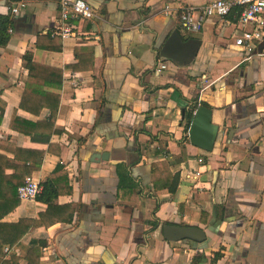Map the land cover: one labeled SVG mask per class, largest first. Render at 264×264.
I'll list each match as a JSON object with an SVG mask.
<instances>
[{"label":"crops","instance_id":"1","mask_svg":"<svg viewBox=\"0 0 264 264\" xmlns=\"http://www.w3.org/2000/svg\"><path fill=\"white\" fill-rule=\"evenodd\" d=\"M86 1L95 11L93 20L64 22L52 1L0 0V16L12 22L10 41L0 47V141L48 150L10 124L14 114L33 123L50 114L20 109L28 76L24 55L62 69V87H45L61 97L55 127L63 133L51 138L60 154L47 153L31 176L42 183L62 164L72 193L57 203L75 209L71 224L30 229L4 249L5 260L15 255L18 264H28V250L42 241L39 264H212L221 249L216 264H264V41L255 42L250 57L236 45L254 25L241 27L236 15L210 18L199 32L197 57L182 67L159 51L173 32L190 39L182 28V8L214 0ZM20 2L26 7L13 15ZM166 5L174 14L163 13ZM65 25L75 35L64 40L59 32ZM46 35L59 38L62 50L37 48V38ZM77 49L85 53L83 72L71 68L79 62ZM160 61L167 70L158 73ZM195 100L208 104L224 131L210 154L194 147L185 130L182 111ZM102 152L110 153L109 161H91ZM0 154L15 158L5 149ZM155 163L167 164L158 191ZM120 172L129 173L136 188L121 187ZM171 179L177 181L175 193ZM46 209L37 200L21 201L4 222L35 219ZM155 220L159 225L152 231L149 223ZM166 224L199 227L207 241L167 242ZM197 257L204 259L195 263Z\"/></svg>","mask_w":264,"mask_h":264},{"label":"trees","instance_id":"2","mask_svg":"<svg viewBox=\"0 0 264 264\" xmlns=\"http://www.w3.org/2000/svg\"><path fill=\"white\" fill-rule=\"evenodd\" d=\"M232 15L239 16V13L234 12ZM11 25L10 18L0 16V47L8 45L10 41L8 31ZM42 41L47 43V45L44 46ZM36 46L41 49L46 48L45 50L48 51L62 50L61 40L56 37L51 38L49 35L39 36ZM75 54L79 58V62L71 68L74 71L83 72L85 68V53L81 49H77ZM88 57H91V60H93L92 54H89ZM24 61L28 70V76L21 97L20 109L35 115H40L43 110L48 109L50 114L47 120L36 123L22 119L14 114L10 126L20 133L29 136L35 143L48 144V150L19 149L9 145L8 142L0 141L1 149L8 150L15 155L14 160H11L0 154V264H18L21 262V259L15 255H11L9 260H5L4 249L16 246L30 229L41 227L48 229L58 223L71 224L75 215V209L72 205H59L57 203L60 196L72 193V188L69 185V173L62 164H58L48 178L41 183L42 191L37 197V201L47 205L46 211L40 213L35 219L24 218L20 219L17 223L4 222V219L20 206L21 201L18 196V188L24 184L26 178L34 172L39 171L42 159L47 153L60 154L59 150H55L58 146L51 142V138L54 135H61L63 133L62 130L55 127L61 97L58 94L45 91V87H62L63 70L34 62L30 53L24 55ZM190 104H196L197 107L204 106L210 108L207 103L200 102L199 100L192 101ZM3 112L4 109L1 108L0 119ZM191 121L192 112L188 111L185 119L186 132H189ZM18 161L22 162V164H17L16 162ZM166 167V163H155L153 165L152 174L157 191L164 188L160 181L165 177ZM10 169L14 171L13 174L6 173ZM119 178L121 187L132 190L136 188L129 173L120 172ZM176 188L177 181L173 179L169 190L171 193H175ZM158 209L159 207L157 206L154 215ZM149 224L152 226V231L156 230L159 225L156 220ZM45 245L46 242L41 241L28 250V254L25 257L28 264H39L40 255L38 251L40 247H45ZM222 251L223 249L215 254L212 264H216L223 257ZM203 259L204 257H197L194 262L196 263Z\"/></svg>","mask_w":264,"mask_h":264},{"label":"built area","instance_id":"3","mask_svg":"<svg viewBox=\"0 0 264 264\" xmlns=\"http://www.w3.org/2000/svg\"><path fill=\"white\" fill-rule=\"evenodd\" d=\"M56 3L61 11L64 22L71 20L89 21L96 17L95 11L86 0H49ZM26 4L20 2L12 9V14L17 15ZM238 12V24L241 27L254 25L251 31H245L236 39V45L242 49V52L251 56L255 50V42L264 41V0H214L202 7H185L180 11V20L182 28L190 34L199 33L203 30L207 20L213 17L227 18L232 13ZM165 15H172L174 11L170 5H166L163 9ZM12 33V30L9 31ZM74 34L72 27L65 25L60 30L59 36L62 39L72 37ZM157 72L161 73L167 70V63L160 61ZM199 163L203 164L204 160L199 159ZM199 173L193 176L197 179ZM186 179H190L191 175H187ZM41 181L33 176L26 178L24 184L18 188V196L20 201H35L41 193ZM9 251L8 248L5 249Z\"/></svg>","mask_w":264,"mask_h":264},{"label":"water","instance_id":"4","mask_svg":"<svg viewBox=\"0 0 264 264\" xmlns=\"http://www.w3.org/2000/svg\"><path fill=\"white\" fill-rule=\"evenodd\" d=\"M202 46V35L192 34L190 39L184 41L180 33L173 32L159 51V56L172 61L177 66H189L197 57ZM192 112V121L189 129L191 144L204 151L212 153L222 131L221 127L213 121V110L204 106L197 107L190 104L182 111L184 120L187 112ZM110 153H94L92 162L109 161ZM217 181V173L214 175V183ZM164 239L167 242L190 241L202 244L207 241L205 230L196 226H183L166 224L162 228Z\"/></svg>","mask_w":264,"mask_h":264},{"label":"rangeland","instance_id":"5","mask_svg":"<svg viewBox=\"0 0 264 264\" xmlns=\"http://www.w3.org/2000/svg\"><path fill=\"white\" fill-rule=\"evenodd\" d=\"M207 154H210V153H207Z\"/></svg>","mask_w":264,"mask_h":264}]
</instances>
